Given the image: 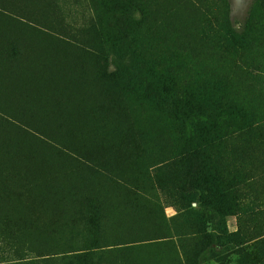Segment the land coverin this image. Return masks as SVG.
<instances>
[{
  "label": "rangeland",
  "instance_id": "374dc122",
  "mask_svg": "<svg viewBox=\"0 0 264 264\" xmlns=\"http://www.w3.org/2000/svg\"><path fill=\"white\" fill-rule=\"evenodd\" d=\"M148 1V23L156 27L157 37L146 38L145 45L119 42L109 25L96 29L93 8L104 0H0V55L9 61L4 67L33 60V69L45 75L42 71H53V65L43 69L42 62L62 63L67 84L61 94L69 99L66 108L50 106V93L57 94L46 91L52 86L25 75L9 74L0 90V264H62L63 256L80 252L74 250L82 248L81 237L91 238L94 229L106 245L116 244L113 250L104 247L109 251L98 264H174V250L159 246L162 240L139 241L162 216L184 249L194 247L189 241L194 231L186 225L202 207L196 199L188 203L182 197L200 193L183 184L180 166L163 162L176 148L161 121L169 87L162 73L174 17L184 43L199 31L202 19L190 6L174 9L176 0ZM254 2L200 0L199 8L210 12L212 25L225 12L229 27L238 32ZM201 67L187 73L202 75ZM232 79L228 96L254 108L259 124L264 120V84ZM260 134V142L246 143L247 157L228 155L224 165L241 172L239 213L253 204L262 214L248 221L237 213L221 218L211 213V228L221 222L228 233L240 235L215 248L219 260L210 264H264V127ZM62 178H69L73 189L59 186ZM126 241L133 247L154 244L121 251L119 243ZM35 242L41 250H26L21 260L7 253L9 245L33 248Z\"/></svg>",
  "mask_w": 264,
  "mask_h": 264
},
{
  "label": "trees",
  "instance_id": "16d2710c",
  "mask_svg": "<svg viewBox=\"0 0 264 264\" xmlns=\"http://www.w3.org/2000/svg\"><path fill=\"white\" fill-rule=\"evenodd\" d=\"M199 1L176 0L174 3V9L190 6L196 16L202 20L199 21V31L189 37L188 42L185 41V43L182 32L176 24V17H174L175 23L168 26L167 51L169 54L166 57V69L162 77L168 78L169 87L164 94L166 113L161 120L166 122L171 136H174L172 141L176 148L173 157L163 162L166 164L168 160L173 162L174 166H180L183 184L200 193L194 198L193 195L182 197L188 203L196 199L202 207V212L193 211L191 213L193 218L187 221L186 225L188 230L194 231L189 234V241L195 245L192 249H184L181 245L182 241L177 240V235H173L166 226L167 222H164L163 216L161 219L158 218V229L141 233L142 238L145 239L139 240H162L159 246L174 250V264L218 262L220 252L215 251V248L222 249L225 242L239 237L240 232L228 233L221 222H217L215 227L211 228L214 219L211 213H214L215 218L237 213V215H243L248 221H253L262 214L253 204L243 210L242 214L239 213L242 210L239 208L242 197L237 189L242 179L241 172L235 168L228 171L224 160L228 155L238 158L247 157L250 147L246 146V143L262 140L260 132L264 127V120L258 124V115L253 111L254 108L239 104L230 98L228 87L232 85V78L235 77L246 79L247 84L251 82L264 84V0H255L238 32L229 27L225 12L219 24L212 25L209 18L210 12L201 11ZM150 7L148 0H104V3L93 8V13H95L93 25L99 31L104 25L107 27L109 25V29L116 33L119 42L137 40L146 45V38L152 41L157 37L156 27L149 25ZM6 62L9 61L0 55V66L3 67L0 68V90L5 89V84H7L5 80L9 74L25 75L29 81L40 79L47 81L53 87L49 90L45 88L48 92L57 93H50L53 97L48 95L51 100L50 106L53 107L54 103L55 107H67L69 99L65 100V96L62 95L66 93L64 89L67 84L63 70L64 64L42 62V66L46 65L43 69L53 65V71L44 70L42 72L45 75H43L33 69L31 62L27 66H20L19 63H23L21 59L15 61L13 63L15 67L11 68L4 67ZM199 65L204 66L201 67L202 75H194L192 78L187 71ZM220 69L224 72L219 73ZM78 70L80 75L81 68L78 67ZM178 76H181L179 79L182 85L181 90L177 89ZM158 163L161 164V162ZM79 168L88 170L83 164H80ZM59 183V186L66 190L74 187L69 178H62ZM131 196L134 200L136 198L143 200L135 194ZM144 200V202H149L148 199L144 198ZM254 202L256 201L253 199ZM83 204L89 206L86 202ZM151 205L156 207L155 204ZM93 206H96L95 202ZM95 231L96 233L91 238L82 236L80 239L82 248L74 250L80 252L63 256L65 259H60L61 263L98 264L97 260L103 254L113 250L116 244L106 245L107 241L101 237L100 230L94 229L93 232ZM39 236L43 237V235ZM129 243L131 242L119 243L122 245L119 249L132 251L154 244L152 242L133 247ZM40 246L38 242H35L33 248L22 246L17 249L15 245H9L7 253L16 256V261H18L22 259L23 252L26 250L33 252L34 248L41 250ZM107 246H112V249H104ZM47 261L56 262L55 260Z\"/></svg>",
  "mask_w": 264,
  "mask_h": 264
}]
</instances>
